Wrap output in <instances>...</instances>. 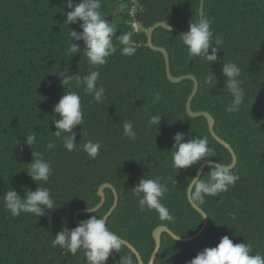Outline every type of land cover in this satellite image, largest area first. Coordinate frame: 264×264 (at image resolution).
<instances>
[{"label": "trees", "instance_id": "trees-1", "mask_svg": "<svg viewBox=\"0 0 264 264\" xmlns=\"http://www.w3.org/2000/svg\"><path fill=\"white\" fill-rule=\"evenodd\" d=\"M79 3L80 0H75ZM202 0H102L101 11L116 24L118 37L132 32L133 56H122L117 38V51L103 66H93L82 53L70 60L67 49L72 41L66 13L71 11L66 0H0V264H87L83 250L72 255L59 246L53 247L55 235L65 227H77L75 215L80 209L98 206L100 187L112 184L119 195V205L107 221V227L133 245L148 263L156 247L154 230L168 226L181 237L191 236L203 225L202 215L188 199L187 185L205 161L224 165L232 162L230 151L215 140L206 118H192L187 102L194 83L185 80L172 83L167 76L164 54L147 46L145 30L158 22L182 30L191 21L201 20ZM135 20L144 31L132 26ZM204 19L210 20L213 42L223 40V50L213 64L187 55L176 32L159 28L153 43L169 52L174 76L194 75L199 92L193 100L194 111H208L216 120V133L235 150L238 163L232 170L239 176L234 186L217 196L196 202L208 215L209 226L192 242L176 241L168 233L162 236V248L155 264H188L206 247H215L227 235L234 243H248L252 253L264 255V0H206ZM81 31L78 24L70 26ZM84 51L83 41L77 42ZM211 53V49H209ZM233 61L241 68L244 102L240 111H225L232 97L222 75V63ZM98 70V85L106 89L103 103H96L78 86L88 71ZM213 71L216 85L205 83ZM68 80L62 85V78ZM67 90L81 97L84 123L77 126V150L63 147L56 137L52 120L59 119L54 106ZM161 99L154 102L155 92ZM162 114L158 126H148L151 115ZM130 121L137 132L131 140L123 134V124ZM84 130V135H83ZM36 132L35 150L51 162L48 182L37 183L50 189L55 201L53 210L38 217L21 213L13 217L6 210L3 195L15 189L22 197L26 190H36L37 183L27 173L33 148L23 144L26 135ZM181 132L186 138L207 137L214 155L187 169L172 166L173 137ZM64 135H68L65 133ZM18 140L23 145L17 146ZM100 142L99 155L92 159L81 145ZM49 142L55 148L48 149ZM207 167L200 179L207 180ZM146 175L161 177L169 191L162 203L174 222L161 221L155 210L141 212L132 190ZM103 207L91 214H81L79 222L93 215H107L115 204V194L105 191ZM137 255L126 245L113 251L106 264H121V256Z\"/></svg>", "mask_w": 264, "mask_h": 264}, {"label": "clouds", "instance_id": "clouds-1", "mask_svg": "<svg viewBox=\"0 0 264 264\" xmlns=\"http://www.w3.org/2000/svg\"><path fill=\"white\" fill-rule=\"evenodd\" d=\"M67 7L71 9L66 13V22L70 28L68 33L72 43L67 49V57L70 60L75 54L82 53L88 58V62L93 66H103L107 63V58L117 51L113 39L117 38L119 44L123 47L120 49L122 56H133L137 49L133 46L131 37L132 32L121 33L116 36L117 27L113 21L106 19L101 11L102 0H66ZM211 21L201 19L191 21L189 29L179 38L187 49V55L191 61L193 58L213 64L218 60V53L223 50V40L217 36L213 42V31L211 30ZM78 24L81 31L71 28V25ZM162 24L167 31L171 32V25L167 22ZM79 41L84 43V51L81 52ZM211 49V53L209 52ZM58 75L62 78V85L66 86L68 80L63 78L61 73ZM222 75L226 77V86L231 94L232 100L225 108L229 114L240 111V106L244 102L245 90L243 89L241 68L237 63L228 61L222 63ZM100 72L98 70L88 71L87 75L81 79L80 75L76 76L77 84L83 85L86 93L92 96L96 103H103L106 89L101 84L98 85ZM218 78L211 71L205 77V83L216 85ZM161 99L160 92H155L154 102ZM54 113L59 119L52 120L55 128L53 134L56 137L63 138V147L69 151L77 150V133L74 129L84 123V113L82 110L81 97L77 91L67 90L54 106ZM162 114H154L149 117L148 126H160ZM67 133L68 135H64ZM123 134L131 140L137 138V132L130 121L123 124ZM84 135V130H83ZM23 144L33 148L32 162L26 169L28 175L34 182H48L52 171L51 162L44 159L43 154L35 150L36 132L25 136ZM174 145L171 150L172 166L175 169H187L189 167L201 164L208 157L215 156L214 150L209 147L208 138L193 137L186 138L181 132H177L174 137ZM17 146L23 150V145L18 140ZM83 151L88 156L95 159L100 152L102 144L100 142L87 141L81 145ZM48 149L55 148V144L49 142ZM210 171L208 179H200L193 176L187 185V190L191 193V199L204 203L207 196H217L220 192L227 191L229 186H234L239 176L231 171V165L225 166L222 163L208 165ZM36 190H26L22 197L13 188L8 190L2 197L6 210L13 217L21 213H31L38 217L45 215V210H53L55 201L51 196L50 189L38 184ZM132 193L139 200V209L141 212L155 210L161 221L174 222V217L169 209L162 203V198L169 191L166 182H162L161 177L147 178L146 175L140 182L131 189ZM90 212H96L97 208H88ZM176 236V235H175ZM177 238L179 236H176ZM52 246H59L66 249L72 255H76L79 250L84 251L87 264H106L109 256L113 251L120 252L124 246L123 239L114 231L107 227L106 215H93L72 229L64 228L55 235ZM252 253L251 245L248 243H234L227 235L221 238L215 247H206L199 252L188 264H264V255ZM121 264H134L131 255L121 256Z\"/></svg>", "mask_w": 264, "mask_h": 264}, {"label": "water", "instance_id": "water-1", "mask_svg": "<svg viewBox=\"0 0 264 264\" xmlns=\"http://www.w3.org/2000/svg\"><path fill=\"white\" fill-rule=\"evenodd\" d=\"M205 2L206 0H202V3H201V19H204V10H205ZM163 22H158L156 23L154 26L148 28L147 30H145V34H146V37H147V46L149 48H151L152 50L154 51H157V52H161L162 54H164L165 56V59H166V63H167V76H168V79L174 83V84H180L181 82L185 81V80H191L193 83H194V87H193V91L188 99V102H187V113L190 117L192 118H206L207 122H208V125H209V129H210V132L211 134L213 135V137L215 138L216 141H218L222 146H224L225 148H227L231 155H232V162L231 164V171L237 166V163H238V157H237V154L235 152V150L231 147V145L226 142L225 140H223L215 131V126H216V120L213 116L212 113L208 112V111H194L193 110V107H192V103H193V100L195 99V97L197 96L198 92H199V80L192 74H189V75H183V76H174L172 74V71H171V65H170V56H169V52L163 48V47H157L154 45L153 43V35L155 33V31L159 28H164L166 27V25L162 24ZM171 31L173 32H176L180 35H182L184 32L178 28H175L173 26H171ZM212 164V165H215L217 164V162L215 161H205L197 170V173H196V177L198 178H201L202 175L204 174L205 170L207 167H209L208 165L209 164ZM225 166H228V165H225ZM111 189L113 190L114 194H115V204L114 206L111 208L110 212L106 215L107 216V221L108 219L110 218V216L115 212V210L117 209L118 205H119V195H118V192L116 190V188L110 184V183H105L103 184L101 187H100V190H99V196L102 198V201L101 203L96 206L95 208H97V211L100 210L103 205L105 204L106 202V193L105 191L107 189ZM188 199L190 201V203L192 204V206L202 215L203 217V225L201 226V228L199 229V231L191 236H188V237H181L177 234H175L168 226H165V225H161L159 227H157L154 232H153V237L155 239V242H156V247H155V250L152 254V257L150 259V261L148 263H145L140 255V253L137 251V249L131 245L129 242L124 241V244H126L138 257V260L140 262V264H155V261L156 259L158 258V255H159V252L162 248V236L164 233H168L169 235L172 236V238L176 241H179V242H184V243H188V242H192L194 241L195 239L199 238L204 232L205 230L207 229V227L209 226V215L194 201L191 199V193L188 192ZM91 213H94V212H90L88 211V209H80L76 212V215H75V220H76V225L78 226L80 224L79 222V216L81 214H91ZM179 236L178 238L176 236Z\"/></svg>", "mask_w": 264, "mask_h": 264}, {"label": "built area", "instance_id": "built-area-1", "mask_svg": "<svg viewBox=\"0 0 264 264\" xmlns=\"http://www.w3.org/2000/svg\"><path fill=\"white\" fill-rule=\"evenodd\" d=\"M135 14H136V8H134L133 11H132V16L134 18V21L131 22L132 26L135 28V30L137 32L144 31V29L141 26V24L138 21L135 20Z\"/></svg>", "mask_w": 264, "mask_h": 264}, {"label": "rangeland", "instance_id": "rangeland-1", "mask_svg": "<svg viewBox=\"0 0 264 264\" xmlns=\"http://www.w3.org/2000/svg\"><path fill=\"white\" fill-rule=\"evenodd\" d=\"M135 13V12H134Z\"/></svg>", "mask_w": 264, "mask_h": 264}]
</instances>
